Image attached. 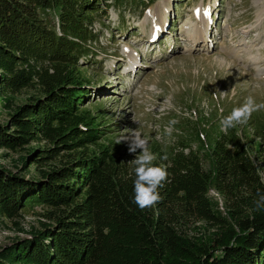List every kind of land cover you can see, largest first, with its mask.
I'll return each instance as SVG.
<instances>
[{"label":"trees","instance_id":"16d2710c","mask_svg":"<svg viewBox=\"0 0 264 264\" xmlns=\"http://www.w3.org/2000/svg\"><path fill=\"white\" fill-rule=\"evenodd\" d=\"M102 1L0 0V100L33 92L0 125V146L28 151L19 173L0 167V217L40 205L49 220L0 251V264H264V204H257L264 195V113L250 119L253 157L243 140L248 133L236 125L217 131L208 122L211 169L183 141L150 144L153 165L167 179L160 200L141 209L133 202L135 157L110 137L116 127L99 107H82L91 80L79 62L93 52ZM41 10L54 11L57 25ZM200 128L192 132L201 139ZM26 141L46 145L26 149ZM28 165L35 176L23 175Z\"/></svg>","mask_w":264,"mask_h":264},{"label":"rangeland","instance_id":"374dc122","mask_svg":"<svg viewBox=\"0 0 264 264\" xmlns=\"http://www.w3.org/2000/svg\"><path fill=\"white\" fill-rule=\"evenodd\" d=\"M262 10L264 0H103L101 19L94 23L97 37L89 43L93 52L89 60L79 62L91 80L89 98L82 107H99L104 119L116 127L110 137L117 141L139 127L149 145L168 147L183 141L211 169L207 124L212 123L210 129L223 130L221 121L248 96L264 103V22L260 29L247 32ZM41 16L49 25H57L54 11L41 10ZM32 94L30 90L7 93L0 100V125L6 126L14 106ZM259 112L264 109L254 111L246 123L235 124L240 134L250 136L243 140L252 157L250 119ZM197 126L201 139L192 132ZM26 142V149L46 145ZM122 143L128 157L139 154L130 153L128 144ZM27 152L0 146V167L19 173ZM28 166L23 175L35 176L36 167ZM209 194L224 208L214 189ZM43 212L36 205L18 218L0 217V251L32 238L43 223H49Z\"/></svg>","mask_w":264,"mask_h":264},{"label":"clouds","instance_id":"9594fccd","mask_svg":"<svg viewBox=\"0 0 264 264\" xmlns=\"http://www.w3.org/2000/svg\"><path fill=\"white\" fill-rule=\"evenodd\" d=\"M221 96L224 92H221ZM216 97V94L214 95ZM264 109V103H256L252 96L245 99L241 107L233 109L232 113L221 121L225 131L228 128L234 127L237 123H246L248 118L254 111ZM135 122V118L133 117ZM126 142L130 153H137L135 159L130 161L134 165L135 180H134V197L133 202L141 209L151 207L160 200L158 188L162 186L167 179V171L158 166L153 165L156 159L155 155L149 148V141L143 135L140 128L130 129L126 135L122 136L117 143ZM167 159L165 155L163 157ZM258 206L264 204V195H261L257 201Z\"/></svg>","mask_w":264,"mask_h":264},{"label":"bare ground","instance_id":"6f19581e","mask_svg":"<svg viewBox=\"0 0 264 264\" xmlns=\"http://www.w3.org/2000/svg\"><path fill=\"white\" fill-rule=\"evenodd\" d=\"M263 22H264V12H263V10H262V11H260V13H259V19L257 20L256 24L253 25L250 29H247V32H248V33H251L253 30H258V29H260V26H262ZM255 32H256V31H255ZM259 34H260V32H259ZM259 34H258V35H259ZM259 36H261V35H259ZM256 40H258V38H256Z\"/></svg>","mask_w":264,"mask_h":264}]
</instances>
